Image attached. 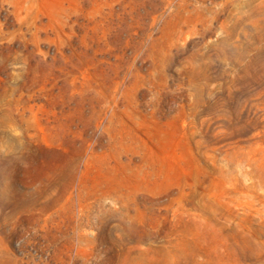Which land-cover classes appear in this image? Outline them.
I'll list each match as a JSON object with an SVG mask.
<instances>
[{
	"label": "rangeland",
	"instance_id": "1",
	"mask_svg": "<svg viewBox=\"0 0 264 264\" xmlns=\"http://www.w3.org/2000/svg\"><path fill=\"white\" fill-rule=\"evenodd\" d=\"M0 264H264V0H0Z\"/></svg>",
	"mask_w": 264,
	"mask_h": 264
}]
</instances>
